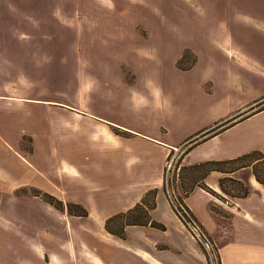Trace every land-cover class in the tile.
I'll return each mask as SVG.
<instances>
[{
  "label": "crops",
  "instance_id": "0c3cea01",
  "mask_svg": "<svg viewBox=\"0 0 264 264\" xmlns=\"http://www.w3.org/2000/svg\"><path fill=\"white\" fill-rule=\"evenodd\" d=\"M189 47L175 55V64L185 50L196 57V64L198 49ZM0 48V54L11 52L10 47ZM128 68L136 81L135 69ZM104 71L102 66L99 82L107 81ZM115 95L112 88H79L62 98L12 95L0 88V264H207L163 189L167 158L187 138L243 106L218 120L207 119L209 110L203 108L193 116L190 135L173 138L163 126L175 127L180 122L176 113H170L167 125L153 124L150 115L124 116L126 112L109 104L94 105L92 111L81 107L82 102H105ZM115 128L130 135H117ZM255 150L264 154V109L194 146L181 165ZM223 176L212 172L205 183L220 193ZM230 176L249 187L246 197L222 202L195 188L185 204L212 238L221 264H264V185L249 167ZM23 188L80 205L87 216L70 215L37 196L19 195ZM153 188L158 192L150 215L165 230L131 225L123 239L107 232L109 217L131 209Z\"/></svg>",
  "mask_w": 264,
  "mask_h": 264
},
{
  "label": "rangeland",
  "instance_id": "374dc122",
  "mask_svg": "<svg viewBox=\"0 0 264 264\" xmlns=\"http://www.w3.org/2000/svg\"><path fill=\"white\" fill-rule=\"evenodd\" d=\"M190 45L199 60L177 68L175 55ZM0 47L11 49L0 54L3 92L62 98L112 88L114 98L82 109L109 104L153 124L176 113L180 122L163 126L173 138L190 135L203 108L218 120L243 106L220 121L228 126L264 107V0H0ZM101 65L107 81L99 82ZM185 148L167 161L171 193ZM190 227L207 264H218L201 230Z\"/></svg>",
  "mask_w": 264,
  "mask_h": 264
},
{
  "label": "trees",
  "instance_id": "16d2710c",
  "mask_svg": "<svg viewBox=\"0 0 264 264\" xmlns=\"http://www.w3.org/2000/svg\"><path fill=\"white\" fill-rule=\"evenodd\" d=\"M193 58L191 60V52L189 50H185L176 63L177 68L182 70L190 69L195 61L196 57L192 55ZM191 60V61H190ZM189 62V65L186 67H182V63ZM188 64V63H187ZM264 109V107L262 108ZM260 109V110H262ZM226 122L220 123L216 122L211 127L202 130L189 138H187L182 145L185 146V150L183 151L181 157L177 162L178 172L176 174V178L172 181L173 189L172 193L169 192V180L167 179V169L165 170V178L163 183V189L170 200V203L175 211L176 215L179 217L184 226L190 230V226H196L201 230L202 235L209 241L213 251L217 252L218 264H221L220 256L218 250L209 236L207 231L202 227L199 223L195 215L185 204V198L189 196V194L195 189L200 188L222 202H227L228 198H243L249 194V187L240 180H237L230 175L235 171L242 168H251L252 173L256 179V181L262 185H264V154L261 151H252L240 156H237L232 159L227 160H209L201 163L193 164V165H181V158L184 154H186L189 150H191L197 144L217 135L223 130L227 129L232 125L225 126ZM114 132L117 135H121L124 137L129 136L130 134L126 131H121V129L115 128ZM172 153L168 156L167 161L170 159ZM212 172L222 173L224 176L219 179V189L220 193L213 191L207 184L205 183V178ZM178 183L179 189L181 193H178L174 185ZM158 189L153 188L148 190L140 202L137 203L134 207L127 210L126 212H121L109 217L105 222V229L110 234L124 238L125 237V228L127 226L136 225V226H150L159 230H165V226L151 218L150 212L156 207V195ZM19 195H33L40 197L42 200L55 207L60 211H67L70 215H78V216H87V211L82 208L80 205L76 204H65L57 198L43 193L34 188H23L17 192ZM227 198V199H226ZM176 203V206L174 204ZM213 210L217 211V209L213 208Z\"/></svg>",
  "mask_w": 264,
  "mask_h": 264
},
{
  "label": "built area",
  "instance_id": "2783aa9c",
  "mask_svg": "<svg viewBox=\"0 0 264 264\" xmlns=\"http://www.w3.org/2000/svg\"><path fill=\"white\" fill-rule=\"evenodd\" d=\"M168 167H169V166H168ZM168 167H167V168H168ZM174 204H175V206H176V203H175V202H174ZM197 228H198V227H197Z\"/></svg>",
  "mask_w": 264,
  "mask_h": 264
}]
</instances>
